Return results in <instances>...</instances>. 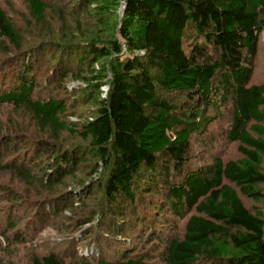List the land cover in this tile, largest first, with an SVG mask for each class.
<instances>
[{
  "label": "trees",
  "instance_id": "obj_1",
  "mask_svg": "<svg viewBox=\"0 0 264 264\" xmlns=\"http://www.w3.org/2000/svg\"><path fill=\"white\" fill-rule=\"evenodd\" d=\"M23 1L37 24L54 11L60 14L63 29L70 19L81 27L86 16L107 33L91 40L78 60L80 68L99 65L92 75L70 70L63 74L64 80L75 76L98 93L92 100L96 108L92 116L68 123L64 100L41 99L35 92L33 61L52 42L25 49L19 31L0 8V49L14 46L15 55L8 61L22 63L25 69L15 73L13 86L3 90L0 103L25 109L51 135H75L89 143L55 155L40 185L57 191L77 176L93 153L105 173L104 216L118 236L132 231L141 240H156L152 245L164 241L154 226L143 224L139 204L153 211L154 218L161 217L165 226L171 218L187 220L181 237L166 238L160 264H264V85L248 86L264 32V0H79L67 12L54 0ZM56 45L60 71L67 66L68 55L80 49L70 52ZM109 74V92L102 99L100 89ZM228 106L232 121L227 137L238 143L241 158L191 169L193 137ZM20 136L0 126V159L27 151L22 150L27 142ZM36 145L31 165L38 167L40 157L56 144L39 140ZM25 160H0V172L36 181L23 166ZM240 195L260 204L261 210L248 209ZM20 198L10 186L0 184V204H10L6 219L0 220V229L5 225L1 237L13 231L15 240L24 243L33 227L20 229L24 218H17L13 209L22 204ZM48 209L41 210L39 220L58 212ZM29 264L68 263L58 253H46L33 255ZM96 264L146 263L136 254Z\"/></svg>",
  "mask_w": 264,
  "mask_h": 264
},
{
  "label": "rangeland",
  "instance_id": "obj_2",
  "mask_svg": "<svg viewBox=\"0 0 264 264\" xmlns=\"http://www.w3.org/2000/svg\"><path fill=\"white\" fill-rule=\"evenodd\" d=\"M54 1L56 6H60L63 11L67 12L79 0ZM0 8L7 12L19 31L25 49L35 46L39 42H52L43 56L41 54L37 57L38 59L33 61L34 76L37 80L36 97L41 99L54 97L64 100L69 108L66 118L68 123L78 124L92 116L96 110L92 101L98 95L95 92L96 89L88 87L84 81L77 80L75 76L64 80L63 74L70 70L79 76L81 74L92 75L93 69L97 70L99 65L92 67L87 63L83 68H80L78 60L85 56L89 50L88 46L91 40L95 39L97 35L100 39L105 38L107 33L99 29V24L95 20H90L86 16L80 24L81 27H78L76 22L70 19L67 22V28L63 29L60 14L54 11L47 13L43 24H37L32 21L23 0H0ZM260 36L248 86L252 84L264 85V32ZM56 44L64 45L70 52L80 49L76 54L68 55L67 66L60 71H57V66L60 62L61 52ZM7 46L8 50L0 49V94L3 90L13 86L15 73L25 70L22 63L17 65L16 61H8L15 55V48L10 44ZM15 64L17 66H13ZM32 73H29V77H32ZM4 75H8V79L3 84ZM111 78L112 75L109 74L105 80L107 84L100 89L102 99L109 92L108 83ZM231 114V106H228L221 111L217 121L212 123L201 135L193 137L189 164L191 169L200 170L210 167L220 159L227 162L237 161L241 158L238 143H231L227 137L232 121ZM0 126H5L9 134L23 135L20 136L21 139L28 143L23 145L22 150H27L25 153L18 150L11 156L3 155L0 160L19 163L26 159L23 166L37 178L36 181L29 183L8 171L0 172V184H7L21 196L22 204L13 208L17 218H24L20 223V229L26 232L29 226L33 227L30 228L28 235H24V243L15 240L13 231L7 232V239L1 237L3 233H0V264H29L33 255L46 253H58L68 264H83L85 262L96 264L98 260L122 259L124 255L135 256L136 254L143 256L146 264H160L166 238H179L183 235L186 219L179 220L169 216L171 222L165 226L161 217L154 218L153 211L149 208L145 210L139 204L138 211L142 213L143 224L154 226L160 235L165 236L164 241H159L162 244L156 246L154 245L156 240H141L142 238L139 239L137 234L133 235L132 231L118 236L117 233L110 230L107 218L104 216L107 207L103 190L105 173L93 153L82 162V166L76 173L77 176L67 180L57 191L44 189L40 185V178L44 177V172L49 170V164L55 155L64 149L71 150L76 146L87 147L88 141L65 133L51 135L49 131L36 125L25 109L17 110L6 103H0ZM39 140H47L56 144L53 149L44 152V155L40 157L42 160H38L42 171L38 170L40 166L31 165ZM240 198L248 209L254 212L261 210L260 204L252 202L242 195ZM8 206H10L9 203L0 204V220L2 221L6 219ZM47 207L49 213L52 212V209L59 213L48 214L45 220H39V216L43 213L41 210ZM83 222H88V224H83ZM4 229L5 225H1L0 230ZM127 239L129 241H126ZM153 242L155 243L152 245Z\"/></svg>",
  "mask_w": 264,
  "mask_h": 264
},
{
  "label": "water",
  "instance_id": "obj_3",
  "mask_svg": "<svg viewBox=\"0 0 264 264\" xmlns=\"http://www.w3.org/2000/svg\"><path fill=\"white\" fill-rule=\"evenodd\" d=\"M124 6H125V3H123V5H122V7H123L122 10L125 8Z\"/></svg>",
  "mask_w": 264,
  "mask_h": 264
}]
</instances>
